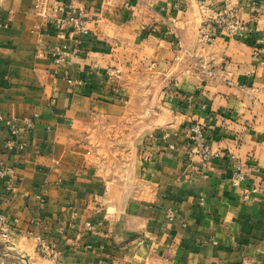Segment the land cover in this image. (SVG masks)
<instances>
[{
    "label": "crops",
    "instance_id": "crops-1",
    "mask_svg": "<svg viewBox=\"0 0 264 264\" xmlns=\"http://www.w3.org/2000/svg\"><path fill=\"white\" fill-rule=\"evenodd\" d=\"M39 1L67 0H0V264H264V0H77L87 36L59 35Z\"/></svg>",
    "mask_w": 264,
    "mask_h": 264
},
{
    "label": "built area",
    "instance_id": "built-area-1",
    "mask_svg": "<svg viewBox=\"0 0 264 264\" xmlns=\"http://www.w3.org/2000/svg\"><path fill=\"white\" fill-rule=\"evenodd\" d=\"M77 0H67L63 4L56 3L54 5H49L45 1H39L35 7V10L44 19V21L49 24L59 35L67 36L74 33L79 36H87L90 32L89 30V19L87 13L84 9L76 6ZM216 27L218 30H226L230 34L235 36H242L245 31V26L241 21L232 13L222 12L216 21ZM211 41L212 37H208ZM1 49V43H0ZM40 54H45L49 56L53 62L57 65H63L68 59L69 53L60 49H46L44 51H39ZM207 74L209 71L204 69ZM70 85H81L80 81L75 82L72 80H67ZM119 93V90H116ZM0 122H3V117L0 115ZM10 139L7 141L6 146L9 149H13L17 146L18 149L23 148L21 145L15 141V136L18 133V129L10 124ZM206 129L205 125L193 122L188 128V138L189 144L185 149V154L188 160L193 166L198 169H204L207 164H209L215 157L210 144L205 138ZM174 147L169 146L172 150ZM12 174V170L9 168L0 169V181L8 179ZM245 173L242 167L238 164L235 165V170L230 177V183L234 186L239 185L245 180ZM8 190H13L11 186V180H7ZM255 189L249 190L245 189L243 192V200H247L249 193L254 192ZM42 205L45 204V200L41 199ZM176 218V213L174 211H169L166 215V221L172 222ZM8 221L7 219L0 215V238L7 240L9 233L7 231ZM89 228H92L91 224H88ZM37 253L44 258L49 260L54 259V253L52 249L40 239Z\"/></svg>",
    "mask_w": 264,
    "mask_h": 264
}]
</instances>
